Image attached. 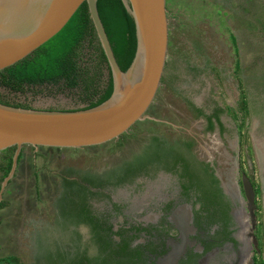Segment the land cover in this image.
Returning a JSON list of instances; mask_svg holds the SVG:
<instances>
[{"label":"rangeland","instance_id":"rangeland-1","mask_svg":"<svg viewBox=\"0 0 264 264\" xmlns=\"http://www.w3.org/2000/svg\"><path fill=\"white\" fill-rule=\"evenodd\" d=\"M259 3L264 5V0H252L250 7L244 6L249 9L248 12L239 10L242 6L239 0H171L167 5L169 39L173 47L170 54H174L176 49H183L189 56V66L179 60L176 68L169 65L165 72L172 79L175 91L181 95L197 97L200 104L217 101L226 112L236 114V124L241 127L244 135L238 152L241 173L236 176L234 183L236 193L233 196L228 194L235 202H239L234 213V244L227 243L208 254L198 256L195 264H260V260H264V123L255 116H245L241 104L242 93L246 91L248 98L251 97V86L247 85V74L244 72L237 76L235 70L237 60L242 70L248 67L253 69L257 60L255 55H264V34L255 22ZM170 12L178 14V17H173ZM261 12L257 13V17L261 16ZM193 41L200 44L199 56L192 47ZM195 67L200 71L199 75L191 70ZM0 93L10 100L28 102L36 109L63 110L84 105L74 90L63 89L61 85L37 87L36 91L24 94L0 88ZM148 114L162 121L139 122L130 131L131 136L136 138L145 133H159L170 137L175 131L167 122H181L191 128L184 106L163 85L160 86ZM195 133L201 154L211 156L218 153V166L222 171L226 170L225 152L215 145L219 142L213 140L211 143L212 138L209 142L199 131L196 130ZM112 148L111 144L75 150L34 151L31 147H24L16 173L1 200L0 259L15 256L20 264H50L62 258V254L72 259L82 251L85 241L92 245L85 230L78 231L69 220L60 221L59 208L68 204L64 197L68 188L63 180L74 173H97L105 169L116 152ZM34 174L37 175V180ZM243 175L259 187V192L254 189V200L257 202L254 228L243 194ZM124 191L126 199H131L132 208L126 211L123 219L130 224L134 217L140 216L141 202L149 196L142 185L135 191ZM123 193L114 192L113 200L121 202L124 199ZM98 197L94 202L95 210L104 216L108 203L103 196ZM114 219L118 220V216ZM78 234L82 241L77 239ZM181 244H177L175 248ZM91 245L85 248L86 256L95 254ZM182 249L176 264L185 253V244ZM169 255L160 258L157 264H171L175 253ZM145 264H148V260Z\"/></svg>","mask_w":264,"mask_h":264},{"label":"flooded vegetation","instance_id":"flooded-vegetation-1","mask_svg":"<svg viewBox=\"0 0 264 264\" xmlns=\"http://www.w3.org/2000/svg\"><path fill=\"white\" fill-rule=\"evenodd\" d=\"M182 96L202 111V115H198L186 101L179 98L187 112L190 129L185 123L167 122L175 131L170 137L159 133H145L134 138L129 137V132L122 147L115 150L112 162L105 169L97 173H74L68 177L74 183L67 187L68 192L64 196L68 200L66 206H76V212L71 217L65 216L62 208L66 206L60 207V221L69 220L78 231L82 229L88 233V240L91 239L89 241L92 245L85 241L81 252L86 255L85 248L93 246L95 254L91 257L87 255L92 263L100 262L111 251L117 252V245L125 243L128 247L124 252L121 251L122 256H114L116 262L145 264L148 260V264H157L160 258L172 253L177 244L184 242L185 253L178 264H195L198 256L208 254L224 244H234L229 239H232L234 232V213L239 202H235L228 194L233 196L236 176L241 173L238 152L242 140L240 127L236 124V114L226 112L217 101L200 104L195 96ZM216 108L223 110L218 120L213 116ZM149 116L152 119L144 121H162ZM249 116H252L251 113ZM206 117L211 118V129ZM196 130L209 142L211 138V143L213 140L219 142L215 145L225 152L226 170L222 171L218 166V153L211 156L201 154ZM134 171L139 175L120 182ZM87 181H93L96 185L90 187ZM139 185L145 187L149 198L141 202L140 216L134 217L128 224L123 215L130 211L132 205L131 199H126L124 190L135 191ZM114 192H124V199L121 202L114 201ZM98 196H103L108 203L104 216L95 210L94 202ZM88 211L99 220L102 232H107L110 227L107 233L111 246L106 251H101L97 246L92 226L81 223ZM116 216L118 220L114 219ZM235 219L237 220V216ZM118 234H121L120 237ZM77 239H81L79 234ZM125 254L127 257H124ZM62 255L64 261L71 260L65 254Z\"/></svg>","mask_w":264,"mask_h":264},{"label":"water","instance_id":"water-1","mask_svg":"<svg viewBox=\"0 0 264 264\" xmlns=\"http://www.w3.org/2000/svg\"><path fill=\"white\" fill-rule=\"evenodd\" d=\"M122 1L133 18L136 33L135 56L125 72L114 57L98 14L97 0H0V71L24 60L56 36L85 2L113 83L109 99L90 109H25L0 104V152L15 147L10 171L0 184V203L16 173L22 148L38 151L100 146L129 133L137 123L152 119L148 111L161 86L168 58L167 3L166 0ZM257 157L262 163L258 154ZM242 189L254 228L255 193L250 178L245 175ZM183 245L184 242L174 248L171 264H176Z\"/></svg>","mask_w":264,"mask_h":264},{"label":"trees","instance_id":"trees-1","mask_svg":"<svg viewBox=\"0 0 264 264\" xmlns=\"http://www.w3.org/2000/svg\"><path fill=\"white\" fill-rule=\"evenodd\" d=\"M170 1L171 0H166L167 5ZM239 2L242 3L239 10L248 12L249 9H245L244 6H248L249 3L251 4L252 0H239ZM248 7H250V5ZM256 8L255 22L264 34V5L261 6L259 3ZM97 10L117 64L119 68L125 72L131 65L136 51V33L133 18L127 11L122 0H97ZM258 12H261V16L257 17ZM171 15L173 17H178V14ZM232 41L233 44H235L234 37L232 38ZM192 47L199 56L198 52L200 51V44L193 41ZM172 48L169 39L168 58H170V60L167 58L165 72L169 65L176 68L175 65L179 60L183 63L185 62V65L187 64L189 66L188 52H185L183 49H176L174 54H170ZM174 58H176V60H174ZM256 58L257 60L254 62L255 67L253 69L248 67L242 70L240 63L237 60L235 63V70L237 76H240L245 72L248 77L247 85L251 86V97L248 98L246 91L242 93L243 97L241 104L245 116H248L251 113L252 116L257 117L262 123H264V55L262 57L255 55V59ZM191 70L196 72V75L200 74L197 67L192 68ZM165 72L161 80V85L165 86V88L173 93L174 96L176 95L178 99L181 97L186 101L187 99L183 98L180 93L175 91L172 79H170ZM53 85H61V88L63 89L74 90L79 97V101L84 104L82 107L63 109L68 111L93 108L109 99L112 94L113 83L111 73L107 66L105 55L97 41L94 28L89 19L87 4L85 2L80 5L70 21L56 36L39 47L24 60L0 71V88L8 90L11 93L24 94L28 91H36L37 87ZM186 103L192 108V111H195L198 115H202V111L196 108L191 102L186 101ZM0 104L14 108H33L28 102L10 100L7 96L2 95L1 93ZM222 112V109L216 108L215 113L213 114L215 119L218 120V116ZM206 118L210 124L209 129H211V118ZM133 128L130 131H132ZM240 128L239 133L242 140L244 135H242ZM127 136V134H123L119 139L103 145L111 144L113 151L118 150L122 147ZM130 136L131 135H129V137ZM22 150L18 158L19 163L22 158ZM14 151L15 147H11L0 152V184L10 171ZM138 175L139 174H136V171H134L127 175L128 178L121 179L120 182L123 183L126 180L129 181ZM34 178L37 180L36 174H34ZM73 183V181L68 179V176L64 177V184L66 187L72 186ZM87 183L90 187L96 185L93 181H87ZM251 183L255 191L259 192V187L253 182ZM82 189L85 190V187H82ZM254 202L256 205V200H254ZM2 205L3 203H0V207H2ZM75 207H73L72 204L63 207L62 214L71 217L76 212ZM255 216H257L256 211ZM81 223H87L92 226L93 235L98 244L97 246L101 251H106L110 248L111 240L108 237L109 233H107L110 231V227L107 228V232H102L99 229V227H101L99 220L92 217L89 211L87 217L82 219ZM118 235L120 237L121 234ZM229 241L234 242L233 239H229ZM126 244L127 243L124 245L118 244L117 246L119 249L117 252H109L106 257L104 256L100 262L96 264H131V261L116 262L114 259V256H122L121 251L124 252L126 247H128ZM138 256L141 257V253L138 252ZM124 257H127V254H125ZM64 260V258H60L58 261L54 260L50 264L91 263V260L87 258L84 252L78 253L69 261ZM252 260L254 262V257ZM0 263L20 264L19 259L15 256L1 258ZM260 264H264V260H260Z\"/></svg>","mask_w":264,"mask_h":264},{"label":"bare ground","instance_id":"bare-ground-1","mask_svg":"<svg viewBox=\"0 0 264 264\" xmlns=\"http://www.w3.org/2000/svg\"><path fill=\"white\" fill-rule=\"evenodd\" d=\"M229 189H231V188H229ZM233 193V192H232Z\"/></svg>","mask_w":264,"mask_h":264}]
</instances>
